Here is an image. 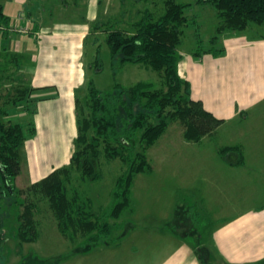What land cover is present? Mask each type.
Here are the masks:
<instances>
[{
    "label": "trees",
    "instance_id": "16d2710c",
    "mask_svg": "<svg viewBox=\"0 0 264 264\" xmlns=\"http://www.w3.org/2000/svg\"><path fill=\"white\" fill-rule=\"evenodd\" d=\"M126 2L123 0V4ZM135 2L139 5L136 14L141 17L132 25V31L120 24L118 26L119 22L110 17L96 22L93 32L97 34L101 30L106 33L114 69L126 62L144 65L159 73L160 86L146 81L125 86L116 81L112 89L102 90L90 79L86 92L76 98L78 134L70 163L56 168L25 190L17 189L14 180L22 169V147L27 138L35 134L36 126L33 118L30 120L31 127L10 116L12 109L25 101L28 103L26 110L32 117L29 104L42 99L32 96L41 88H34L28 81L21 80L13 88L15 97H4L0 102V248L8 241L3 220L6 200H13L19 208L23 207L18 215L19 225L15 235L18 243L23 245L38 240L40 232L36 213L39 208L34 197L48 202L58 229L66 238L73 243L86 241L63 258L90 251L102 243L109 244L107 237L112 235L117 225L110 218L121 217L130 206L135 177L140 173L152 174L148 150L166 133L170 124L177 120L182 122L185 139L199 144L205 136L216 134L225 122L224 118L217 117L206 108L202 100L193 98L191 83L180 72L183 58L180 47L185 31L191 25L186 10L194 5H210L215 10L217 26L210 39L212 46L205 52L203 40L199 39V48L194 55L200 57L210 53L220 56L224 52L220 39L225 33L264 27V0H160L161 11L155 9L159 5L156 0ZM75 4H79L78 0ZM126 11L122 13V18ZM18 22L5 12V6L0 1V40L7 38L13 28L20 29ZM97 40L95 38V44ZM2 54L13 56L6 48ZM16 57L14 60L20 65ZM93 64L96 73L102 71L99 58ZM9 65V61L8 64L3 63L6 69L2 66L0 82L9 81ZM20 68L17 67L14 74ZM241 115L245 118L247 112L242 111ZM218 154L230 166L245 163L244 148L240 144L221 146ZM116 159H120L127 169L117 181L112 207L101 214L94 208L92 198L83 195L76 184L79 181L101 180L103 162ZM22 193L26 194L25 198H21ZM196 251L200 264H212L209 257L205 259V255L209 254L206 246H200ZM211 259L214 264V257ZM255 264H264V258Z\"/></svg>",
    "mask_w": 264,
    "mask_h": 264
},
{
    "label": "rangeland",
    "instance_id": "374dc122",
    "mask_svg": "<svg viewBox=\"0 0 264 264\" xmlns=\"http://www.w3.org/2000/svg\"><path fill=\"white\" fill-rule=\"evenodd\" d=\"M85 1L88 0H78L79 4H75V0H12L13 3L7 11L11 15L17 11L13 18L20 19L24 15L23 12L27 13L24 11V7L28 6L26 2H29V7L34 6L40 12V16L43 8L45 7L46 10L49 5L56 11L58 9L62 11L60 10L61 5L74 8ZM135 1L127 0L123 4V0H121L122 6L119 14L115 13L116 15L112 16L119 22L118 26L120 24L128 31L133 30L132 25L141 17L136 14L139 5H135ZM156 1L159 2V5L157 8L155 6V9L161 11L163 7L161 2L160 0ZM178 1L190 2L192 0ZM17 8H22V11ZM125 11L126 14L122 18L121 15ZM186 13L190 17L191 25L185 31L180 51L183 54L195 56L194 53L199 48V39L203 40L202 45L205 52L212 46L210 39L216 31V12L210 5H194L188 8ZM94 25H92L91 34L86 40V55L84 56V62L89 65L86 70L88 80L93 79L96 86L102 90L112 89L116 81L125 86L133 85L139 81L152 82L155 86H160L159 73L144 65L126 62L114 69L105 39L106 33L100 30L95 34L93 32ZM27 31V28L20 27V29L13 28L11 33L23 34ZM239 36H246L254 41H264V27H254L242 32H227L222 35L220 42L224 52L220 57L227 54V45L224 41ZM95 38H98L96 44ZM10 47H12L11 44L7 42L0 45V71L5 68L3 63L8 64V61L9 64L11 63L7 67L11 71H9L11 73L9 81L0 82V94L2 95L0 102H3L4 97L14 98L13 88L20 82L19 71L14 73L17 67L22 66L23 58ZM4 48H9V52H12L14 57L17 55L16 58L20 65L17 64L18 61L15 62L13 56L2 54ZM200 57L195 56V58ZM97 58L100 59V65H102V71L99 73H96L95 64H93ZM10 59L12 60L10 61ZM30 64L28 61V65ZM33 104H29L31 112H34ZM27 105V102L21 101L17 107L12 109L10 117L26 126H31L30 120L33 117L26 110ZM258 108L257 113L260 111L264 113V102ZM252 113L249 112L252 118L246 123L238 117L228 120L225 125L224 122L216 134L205 136L202 143L199 144H193L185 139V127L182 122L179 120L172 122L166 133L148 150V159L153 167L152 174L140 173L135 177L130 206L121 217L110 218L111 221L117 222L112 235L107 237L110 243L98 245L92 249V253L63 258L78 245L85 244L86 241L73 243L66 238L59 231L57 220L48 202L41 201V197L40 199L33 198L38 202L39 209L36 219L39 223L40 236L36 242L20 245L15 235L21 208L17 203H13L15 201L6 200L3 220L4 234L8 241L3 243V249L0 248V264H135V243L137 247L139 246L138 254H142L147 248V243L142 241L168 238H157L158 233L156 232L166 233L173 227L174 231H178L177 233L198 242L200 238H203L202 240L209 239L216 232L215 228L213 229L217 221L215 217H228V214L238 213L237 211L241 209H264V116L262 119L255 118ZM31 114L33 115V113ZM235 144L245 147L244 165L247 159V167H231L218 154L219 147ZM126 169L127 167L120 159L105 160L101 165L103 173L101 180L96 182L79 181L80 183L77 181L76 186L79 187L83 195L92 198L94 208L102 214L112 207L116 198L117 181L126 172ZM15 186L19 190L28 188L25 185L21 187L15 184ZM20 196L25 198L26 194L22 193ZM163 211H165L164 214ZM177 212L179 213L178 217ZM164 215L167 217L166 220L163 219ZM200 232L201 236H199ZM118 240H121L118 245L111 243ZM207 257L206 254L205 259ZM218 264H222V262L219 261Z\"/></svg>",
    "mask_w": 264,
    "mask_h": 264
},
{
    "label": "crops",
    "instance_id": "0c3cea01",
    "mask_svg": "<svg viewBox=\"0 0 264 264\" xmlns=\"http://www.w3.org/2000/svg\"><path fill=\"white\" fill-rule=\"evenodd\" d=\"M0 1L5 12L14 17L17 11L12 15L7 11L12 0ZM26 4L24 11L27 13L14 19L28 31L11 33L0 40V45L11 44L10 48L23 58L18 79L41 88L32 95L42 98L33 102L36 131L22 147V169L14 180L21 187H28L70 163L78 134L76 98L86 92L90 81L86 76L89 65L84 62L86 40L92 25L100 18L119 14L122 6L121 0H88L74 8L61 5L62 11L49 5L39 16L40 12L34 6L29 7V2ZM17 9L22 11V8ZM224 43L227 54L222 57L206 53L195 58L182 53L180 72L190 81L192 96L202 100L217 117L224 118V125L234 117L246 123L252 118L249 112L262 119L264 113H257V108L264 102V41L239 36L226 39ZM242 111L247 112L245 118ZM247 165L246 159L244 166L231 167ZM237 212L228 214L232 217H215V236L207 240L200 238L195 242L174 231L173 227L166 233L156 232L157 238H168L142 241L147 243L142 254H138L139 246L135 243V264H200L196 251L200 246L207 247L212 264V257L214 264L219 261L222 264H255L264 258V209L249 208ZM166 218L164 215L163 219Z\"/></svg>",
    "mask_w": 264,
    "mask_h": 264
},
{
    "label": "built area",
    "instance_id": "2783aa9c",
    "mask_svg": "<svg viewBox=\"0 0 264 264\" xmlns=\"http://www.w3.org/2000/svg\"><path fill=\"white\" fill-rule=\"evenodd\" d=\"M24 31H26V30H24Z\"/></svg>",
    "mask_w": 264,
    "mask_h": 264
}]
</instances>
